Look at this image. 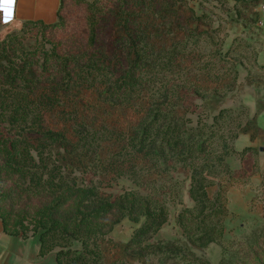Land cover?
I'll return each mask as SVG.
<instances>
[{"label":"trees","instance_id":"16d2710c","mask_svg":"<svg viewBox=\"0 0 264 264\" xmlns=\"http://www.w3.org/2000/svg\"><path fill=\"white\" fill-rule=\"evenodd\" d=\"M56 16L0 39L3 231L37 236L38 257L53 253L56 264H124L180 206L189 245L219 244L217 264H264V223L223 237L222 180L250 119L225 131L216 121L226 110L207 124L186 107L237 76L232 63L223 71L202 60L214 40L191 26L194 11L182 0H60ZM120 182L128 187L115 192ZM124 218L139 226L121 246L110 234Z\"/></svg>","mask_w":264,"mask_h":264},{"label":"rangeland","instance_id":"374dc122","mask_svg":"<svg viewBox=\"0 0 264 264\" xmlns=\"http://www.w3.org/2000/svg\"><path fill=\"white\" fill-rule=\"evenodd\" d=\"M20 1L17 4L14 21L11 14L12 3L9 4L8 0H1L0 39L6 33L18 30L23 21L34 19L31 11L22 13ZM175 1L180 2V0ZM182 2L192 9L195 16L199 18L198 21L193 20L190 22L191 26L198 25L200 29L208 30L212 34L214 43L201 48L203 54L209 51L211 53L202 60L215 63L217 68L226 67L222 68L223 71L229 69L232 63L237 72L236 82L233 86H225V84L221 86L218 83L217 89H222L218 94L201 99L193 98L186 103V107H189L190 111L195 110L200 113L207 124L212 123L213 116L219 115L221 110H226L227 112L223 116L221 114L222 118L216 121L217 126L223 127L225 131L228 129L231 131L237 130V127L247 129L251 124L253 130L248 131L252 135L258 134L257 138L260 141L258 147L261 150L264 146L261 142L264 137V119L262 129L258 125L259 120L256 121L252 118L250 110V108H255L251 105L254 102L256 103V109L259 111L264 109V68H259L260 64L258 62V54L264 46L263 24L260 21L259 12L261 0H182ZM46 15L49 19H44V23L56 22L55 11ZM226 62L230 63L227 64ZM246 104L251 106H246ZM247 117L250 119L248 125L245 121ZM223 134L229 146L232 147L233 140L228 138L227 134ZM246 137L248 136H242L237 144L236 151L238 155L228 157L231 178H223L222 183L226 190L225 196L230 187H244L246 185L244 184L245 181L251 185L258 184L256 187L257 194L254 197V190L250 188L242 190L232 188L229 190L228 208L232 214L225 221L224 236L227 239L233 238L232 231H236L233 239L238 240V238L249 234L261 224L260 215L255 216L253 219V211L250 207L253 209L260 207L261 204L264 205V153H256L255 156V151L257 152V148H255L254 151H245L241 155L240 152L245 149L244 147H247ZM253 171H257L260 177L252 178L250 174ZM185 176L186 173L183 172L182 178ZM115 187L113 190L117 192L121 187L127 188L128 184L120 182ZM187 187L188 181L183 186L182 202L184 206H191ZM214 190L215 188L211 187L208 189V193L212 195ZM253 197L254 199L250 205ZM179 209L180 206L171 209L167 223L163 225L157 235L145 242L146 246L141 252V256L129 257L125 255L123 258L124 264H217L223 252L222 247L215 243L201 247L189 245L176 222ZM138 226L139 223L135 224L124 218L115 226L110 237L114 242H118L123 246Z\"/></svg>","mask_w":264,"mask_h":264},{"label":"crops","instance_id":"0c3cea01","mask_svg":"<svg viewBox=\"0 0 264 264\" xmlns=\"http://www.w3.org/2000/svg\"><path fill=\"white\" fill-rule=\"evenodd\" d=\"M19 1L20 0H15V2L12 3V5H11L12 20H14V21H15V17H16L15 11L17 10V4ZM59 3H60V0H21L20 6H21L22 13L24 11H31V13L33 15L32 17L34 18L32 20L38 19V20H42L44 22V19H49L46 14H48L49 12L54 13V11L57 13ZM0 7H1V0H0ZM9 17H10V15H9ZM262 33L264 36V24L262 25ZM258 62L260 65H264V46L262 47V49L260 50V52L258 54ZM251 105H253L255 107V108H250V110L252 112V118L256 119V121L259 120L258 125L260 126V128H262L263 119H264V117H263L264 116V109L260 110V111L258 109H256V103L255 102ZM251 105L246 104V106H251ZM263 128H264V126H263ZM244 135L248 136V137H246V140H245L247 142V145H246L247 147H244V148H251V149H253V151L255 150V148H257V152L255 151V153H257V154L258 153L259 154L264 153V146H262V148H261L262 151L259 150V147H258V143L260 142L257 138L258 134L252 136L251 133L242 134L237 138V140L235 141V144H234L235 150H237L236 149L237 144L239 143V140ZM263 135H264V133H263ZM261 142H262V144H264V137L261 140ZM253 177H260V175L255 174L252 176V178ZM259 182H260V179H259ZM245 184L246 185L244 187H230V189L237 188V189L242 190L244 188H250V189L254 190V197H255L257 194L256 187L258 184H254V185L247 184V183H245ZM229 190H228V192H229ZM228 192L226 195L227 208H228ZM254 197L251 199L250 205H251ZM250 209L253 211V219L255 218V216L260 215L261 224H259L258 226H261L264 223V205L261 204L260 207L253 208V209L250 207ZM262 209H263V213H262ZM228 210H229V208H228ZM231 214L232 213L229 210V214L224 219V233H225V221L228 217H230L229 215H231ZM250 223H248V224H250ZM242 226H244V225H242ZM224 233H223V237L225 238ZM232 233H233V238H234L236 231H232ZM233 238H231V239H233ZM225 239L231 240V239H227V238H225ZM39 246H40V243H39V239L37 236L30 237V238L24 240V239L20 238L19 236H10V235L6 234L3 231L2 222L0 220V264H56L55 255L53 253L47 254L46 256L41 257V258L38 257Z\"/></svg>","mask_w":264,"mask_h":264},{"label":"built area","instance_id":"2783aa9c","mask_svg":"<svg viewBox=\"0 0 264 264\" xmlns=\"http://www.w3.org/2000/svg\"><path fill=\"white\" fill-rule=\"evenodd\" d=\"M259 12H260V21L262 24H264V0H261Z\"/></svg>","mask_w":264,"mask_h":264},{"label":"snow or ice","instance_id":"6c2138e0","mask_svg":"<svg viewBox=\"0 0 264 264\" xmlns=\"http://www.w3.org/2000/svg\"><path fill=\"white\" fill-rule=\"evenodd\" d=\"M15 0H8V3L11 4V3H14Z\"/></svg>","mask_w":264,"mask_h":264},{"label":"water","instance_id":"95a60500","mask_svg":"<svg viewBox=\"0 0 264 264\" xmlns=\"http://www.w3.org/2000/svg\"><path fill=\"white\" fill-rule=\"evenodd\" d=\"M261 151H262V149H261Z\"/></svg>","mask_w":264,"mask_h":264}]
</instances>
